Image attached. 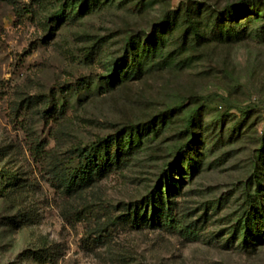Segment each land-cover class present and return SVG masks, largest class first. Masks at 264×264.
I'll list each match as a JSON object with an SVG mask.
<instances>
[{"label":"rangeland","instance_id":"rangeland-1","mask_svg":"<svg viewBox=\"0 0 264 264\" xmlns=\"http://www.w3.org/2000/svg\"><path fill=\"white\" fill-rule=\"evenodd\" d=\"M239 1L0 0V264H264L238 221L256 175L264 189V8L237 41L186 33L187 8ZM174 15L158 56L121 82L128 44L153 45ZM148 125L159 134L127 167L66 194L75 148ZM171 188L192 220L207 210L198 239L115 222Z\"/></svg>","mask_w":264,"mask_h":264},{"label":"trees","instance_id":"trees-1","mask_svg":"<svg viewBox=\"0 0 264 264\" xmlns=\"http://www.w3.org/2000/svg\"><path fill=\"white\" fill-rule=\"evenodd\" d=\"M205 7L187 8L185 11L188 24L186 33L192 34L196 41L201 43L203 40H207V34L201 32L203 28H206L212 36H226L227 41L232 42L239 40L244 34V28H240L242 20L250 22L259 18L260 12L264 8V1L240 0L223 9L216 7L204 9ZM203 11L209 13L204 17L207 21L204 25L200 20ZM66 16L64 10L60 9L55 15L56 23L61 22ZM177 18L175 15L173 17L166 16L161 21L158 25L159 29L153 36V45L143 44L141 41H133L128 44L125 56L126 68L119 75L121 82L142 74L145 61L158 56V47L164 45V32L170 36L178 28ZM85 90L89 91L90 87L87 86ZM51 113H55L54 109ZM195 124L197 122L193 116L189 121V128ZM155 127V125L152 127L148 125L150 136L144 135L147 130L145 128L142 130V126H138L133 127L135 129H132L131 133H125L123 137L122 134H119L117 137H111L97 144L91 143L75 148V166L70 167L59 178L66 194L72 195L87 189L109 173L121 171L127 167L131 162L132 154L141 148L143 140L149 142L158 136L160 130ZM42 147L39 144L36 149L39 148L42 152ZM171 168L173 165L169 166V169ZM254 182L258 189L254 195H247L238 220L241 224L240 229H244L242 240L244 249L248 252L249 248L253 250L256 246L264 245V200L260 202L261 198L264 199V189L259 175H256ZM173 192L174 188H171L167 197H164L161 191L151 193L142 206L137 205L130 208L115 222L132 229L160 228L186 240L198 239L204 232L205 224L208 221L207 210L199 219L192 220L193 213L179 209L175 200L177 195H172ZM211 210L215 211L213 208ZM234 232L237 234L239 229L236 228Z\"/></svg>","mask_w":264,"mask_h":264}]
</instances>
